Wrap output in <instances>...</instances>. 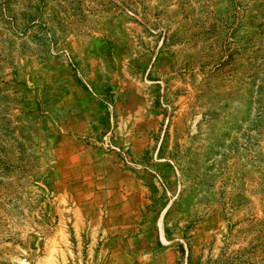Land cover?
<instances>
[{
    "label": "rangeland",
    "instance_id": "rangeland-1",
    "mask_svg": "<svg viewBox=\"0 0 264 264\" xmlns=\"http://www.w3.org/2000/svg\"><path fill=\"white\" fill-rule=\"evenodd\" d=\"M0 264H264V0H0Z\"/></svg>",
    "mask_w": 264,
    "mask_h": 264
}]
</instances>
